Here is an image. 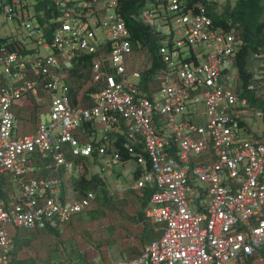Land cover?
<instances>
[{
	"label": "built area",
	"instance_id": "2783aa9c",
	"mask_svg": "<svg viewBox=\"0 0 264 264\" xmlns=\"http://www.w3.org/2000/svg\"><path fill=\"white\" fill-rule=\"evenodd\" d=\"M117 8L0 0V29L25 32L0 38V264L12 262L8 228L61 230L90 209L96 194L69 198L62 176L81 175L93 152L107 169L122 165L117 132L139 169L131 189L154 190L144 218L162 229L112 264H264V48L245 56L242 31L214 26L201 3L158 0L135 17L161 38L163 68L142 91L143 57ZM84 55L88 68L75 72ZM31 99L47 119L17 137L16 112Z\"/></svg>",
	"mask_w": 264,
	"mask_h": 264
},
{
	"label": "rangeland",
	"instance_id": "374dc122",
	"mask_svg": "<svg viewBox=\"0 0 264 264\" xmlns=\"http://www.w3.org/2000/svg\"><path fill=\"white\" fill-rule=\"evenodd\" d=\"M208 1L216 2L217 12L220 13L227 2L233 5L236 0ZM8 36H16L19 40H22L25 37V32L12 23H6L4 28L0 29V38ZM140 55L143 57L141 68L145 70L150 60L145 51H140ZM74 87L77 90V86L75 85ZM30 102H26V104L31 109L25 112L16 124L17 137L33 135L36 122H43L47 119L45 109L35 110L32 107L33 103H38L37 100L31 99ZM97 136H99V133H97ZM77 165L81 166V175H74V178L71 175L63 179V181L67 189L76 195L80 194V189L76 187V182L80 181L81 177H84L86 182H91V186L100 183L98 189L101 192L89 188L90 191L96 192H94L96 194L95 202L88 211L81 213L71 221L73 223L70 229L65 226L62 231L59 230L58 236L50 233L43 234L44 231H25L8 228V234L12 240L10 246L11 264H104L102 261L112 252L119 257L118 252H122L124 247L127 246L124 240L128 241L131 239L128 235L136 234L128 226H134L131 221H134V215L139 208V198L130 191L125 192L124 194L128 197L126 202L128 203L123 208L122 205H119V202H113L116 197H109V194H112L115 190V185L113 181L111 184L105 181L102 182L99 178V173H101L102 169L93 160L81 161ZM135 167L134 162L129 161L124 173L121 176L119 175V177H115L116 179L120 178L122 188L127 189L134 182L130 169ZM6 191L8 193L11 192L9 188H6ZM16 193H18V190H16ZM100 196L106 199L102 200ZM101 203L102 207L100 206ZM103 213L108 215L106 217L102 216V221L100 219L95 222L91 221V218H99ZM126 222H128V226L121 227L125 229V232L122 231L119 235L121 229L119 224H125ZM111 223H113L114 227ZM149 225L150 229L147 228L149 238H158L159 234H155L153 229L156 227L162 229V226H153L150 223ZM111 249L113 250L112 252H110Z\"/></svg>",
	"mask_w": 264,
	"mask_h": 264
},
{
	"label": "trees",
	"instance_id": "16d2710c",
	"mask_svg": "<svg viewBox=\"0 0 264 264\" xmlns=\"http://www.w3.org/2000/svg\"><path fill=\"white\" fill-rule=\"evenodd\" d=\"M118 8L117 13L122 18L128 33L129 40L133 51L139 52L145 51L149 57L151 67L149 70H144L141 73V84L140 89L145 91L146 82L153 76L157 75L163 68L161 57L158 53V48L160 47L161 38L149 26L142 24L136 20V16L143 12L149 6H157L158 0H117ZM187 5H192L195 3H201L207 12V15L212 20L214 26L228 29L230 27H235L242 31L245 46L243 48V55L246 56L247 53L255 51L257 49L264 48V0H236L233 5L228 2L223 6L220 13L217 12V3L208 0H182ZM91 55H84L80 58L77 65L74 66V71H78L81 68L87 69L89 62L91 60ZM244 63L238 64V68L241 74H244L242 69ZM74 72V73H75ZM77 82L80 83V79L77 78ZM92 91V90H91ZM83 128L86 132L90 133L92 128L90 125L84 124ZM110 148L114 152H117L121 158L122 164L127 163L131 160L127 152L122 150L121 143L124 141V137L120 132L113 133L111 136ZM94 147L99 146V142L94 140L91 142ZM96 157V152L92 153L91 158ZM89 158H83L80 161H87ZM77 162V161H75ZM44 161L35 162V166L38 168H43L45 165ZM139 175V169H136L134 174V179L136 180ZM40 177L45 176V172L39 174ZM97 183L91 186V182H86L84 177L76 182V187L80 189V194L77 197L89 192V188L99 191V185ZM92 191V192H95ZM101 192V190L99 191ZM154 190L146 186L141 195L136 196L139 198V212L140 217L144 216V210L149 204L150 197ZM96 193V192H95ZM105 194L104 192H102ZM106 199V198H105ZM49 233L58 235L59 230H48Z\"/></svg>",
	"mask_w": 264,
	"mask_h": 264
},
{
	"label": "crops",
	"instance_id": "0c3cea01",
	"mask_svg": "<svg viewBox=\"0 0 264 264\" xmlns=\"http://www.w3.org/2000/svg\"><path fill=\"white\" fill-rule=\"evenodd\" d=\"M79 84L80 83L77 82V78L75 80H73L72 82L69 83V86L71 88L72 93H75L77 91V90H75V87L74 86L76 85L77 88H78L79 87ZM89 92H91V90ZM28 103H31V102L28 101ZM22 107H23V109H21L20 111H17L16 112V116H17L18 120L22 118V116H23V114L25 112H27V111H29L31 109L29 107V105L27 106L26 102H23L22 103ZM35 126H36V124H35ZM89 160H93L102 169L101 173H99V178L102 180V182L105 181V182L111 184V182L113 181V183L115 185V190L112 192V194H109V197H116L113 200L114 203L115 202H119V205H122L123 208H124V206H126V204L128 203V202H126L128 200V197H126V195L124 194L125 192L130 191L132 194L138 196L135 193V191H133L131 189L132 186H133V184H134V182H135V179H134V182L132 184H130L129 188L124 189V188H122V185L120 183V178H117V179L115 178L116 176L119 177V175L121 176L124 173L125 167L127 166V163L129 161L127 163L122 164V165L115 166V167H113L111 169H107V168H105L102 165V163L100 162V160L97 157H95V158H89L88 161ZM116 167H118V168H116ZM136 169H137V167L130 169V172H131V175H132L133 178H134V174L136 172ZM74 177L75 176L73 175V178ZM65 178H68V177L67 176H62V179H65ZM62 182H63V192L66 193V195H68L69 198L72 197L73 199H77L78 198L77 195L74 192L68 190L67 189V186L65 185V182L64 181H62ZM122 194H123V196H121ZM100 197H102V196H100ZM104 198L102 197V200H104ZM109 199H111V198H109ZM101 205H102V203L100 204V206ZM140 210L141 209L138 208L137 213L134 215V217H135L134 218V221L135 222L134 221H131L132 223H134V226L133 227L128 226V222H126L125 224H121V225L119 224L120 228L127 225L136 234H134L132 236L131 235H128L131 238L128 241L127 240H124V243L127 246L124 247V249L122 250V252H118L119 253V257H118V255H115V253L112 252L113 250L111 249L110 252H112V253L110 255H108L106 257V259L104 258V260L102 261V262H104V264H112L113 262H115L118 259H131V258H134V257L138 256L141 253L143 247L147 243H149L151 240L155 239V238H152V237L149 238V235H148L149 232L147 233V228L150 229V225H149V222L146 221V219L144 218V216L143 217H140L139 212H142ZM106 215H108V214H104L103 213L101 216H99V218H91L92 219L91 221L92 222H95V221H98L99 219L101 220L102 216L103 217H106ZM109 216H111V215H109ZM76 217L77 216H75L74 218H72L70 220V222L68 224H66L65 226L66 227L68 226L69 229H70V227H71V225L73 223L71 221H73ZM129 217L130 216L128 215V218ZM129 220H130V218H129ZM111 224L113 226V223H111ZM65 226L63 228H65ZM63 228L60 231H62ZM122 231L125 232V229L124 228L123 229L121 228L120 231H119V235H120V232H122ZM47 233H49V232H45L44 231L43 234H47ZM50 234H52V233H50ZM58 235H56V236H58ZM107 251H109V250H107Z\"/></svg>",
	"mask_w": 264,
	"mask_h": 264
}]
</instances>
